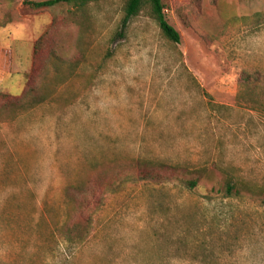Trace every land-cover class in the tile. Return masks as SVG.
<instances>
[{
  "label": "rangeland",
  "instance_id": "374dc122",
  "mask_svg": "<svg viewBox=\"0 0 264 264\" xmlns=\"http://www.w3.org/2000/svg\"><path fill=\"white\" fill-rule=\"evenodd\" d=\"M24 1L47 0H0V49L28 71V43L61 19L69 50L41 101L0 117V264H264V108L237 99L241 72H264V0H162L178 44L147 7L125 21V0L74 21L71 6ZM26 81L19 70L0 92L19 97ZM136 161L158 178L120 184ZM227 176L242 198L225 197ZM89 180L119 187L89 241L67 245L60 230L86 216L67 189Z\"/></svg>",
  "mask_w": 264,
  "mask_h": 264
},
{
  "label": "trees",
  "instance_id": "16d2710c",
  "mask_svg": "<svg viewBox=\"0 0 264 264\" xmlns=\"http://www.w3.org/2000/svg\"><path fill=\"white\" fill-rule=\"evenodd\" d=\"M102 0H47V1H24L23 6L28 7L33 12H42L60 4L71 6L73 10L69 12V19L83 14V10L91 5L99 3ZM147 7L150 17L157 23L160 31L169 41L178 44L180 36L167 22L164 15V5L162 0H125L124 13L125 21L137 16L141 10ZM62 25L61 19H55L35 40L33 45L32 66L29 78L24 91L20 97L0 93V117L19 111L29 101H41L42 97L39 91V83L43 80L46 70L52 60L63 59L67 57L69 45L61 40L57 29ZM238 101L246 100L255 106L264 108V72L259 70L243 71L238 80ZM14 114V113H13ZM156 164L136 161L130 163V166L123 172L122 183L140 182L145 179L155 180L158 178L152 171ZM160 167H164L162 164ZM135 168L138 169L135 172ZM146 171V173H145ZM205 172V171H204ZM201 175V174H200ZM199 177L191 180L181 181V184L188 190L197 187ZM92 180L87 182L84 189L69 188L67 195L77 204L75 211H82L86 214L79 220L67 222L60 230V236L63 243L71 246H82L87 243L94 231L92 216L98 212L102 206L104 193H115L111 190L113 186L118 187L115 181L108 182L105 192L98 193ZM238 180L227 176L224 184V193L226 198H242V187L240 188ZM252 195L251 192L247 191ZM262 193V192H261ZM254 194V193H253ZM262 195V194H258ZM72 197V198H71ZM251 198L253 196H250ZM254 198V197H253ZM264 206V196L256 198ZM71 214V213H70Z\"/></svg>",
  "mask_w": 264,
  "mask_h": 264
},
{
  "label": "crops",
  "instance_id": "0c3cea01",
  "mask_svg": "<svg viewBox=\"0 0 264 264\" xmlns=\"http://www.w3.org/2000/svg\"><path fill=\"white\" fill-rule=\"evenodd\" d=\"M1 29H3V28L0 27V30ZM34 42H35V40L31 44L28 43L27 55H28V57L30 55V61L28 63V65H29L28 71L27 70L26 71L22 70L21 62L19 63L20 65L18 63L16 64V62H15V59L18 57V55H21L20 52H18L16 50H13L12 48L10 49V47H8L9 49L7 48L9 50V53H7L6 49H3V48L0 49V88H2L3 84L5 83V81L7 80L8 77L14 75L19 70H20V73H24V74L27 75V80H28L29 74H30V71H31V66H32V54H33ZM15 64H16V67L14 68ZM1 65H6V67H4V68H6V70H5L6 72L2 71ZM17 65H18V67H17ZM26 83H27V81H26ZM2 93L3 94H7V95H11L10 93H8L6 91H4Z\"/></svg>",
  "mask_w": 264,
  "mask_h": 264
}]
</instances>
